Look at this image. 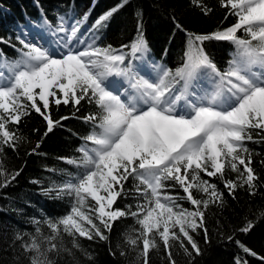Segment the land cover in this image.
I'll use <instances>...</instances> for the list:
<instances>
[{"label":"trees","instance_id":"trees-1","mask_svg":"<svg viewBox=\"0 0 264 264\" xmlns=\"http://www.w3.org/2000/svg\"><path fill=\"white\" fill-rule=\"evenodd\" d=\"M234 2L0 0V64L24 56V31L64 19L89 27L99 47L126 50L138 67L155 63L180 84L191 66L202 83L221 80L244 49L264 45L242 30ZM106 117L91 90L47 105L24 99L17 112L0 114V264H264V123L242 124L221 166L181 162L179 174L164 173L158 195L174 220L146 226L157 199L135 165L114 186L117 216L101 215L88 198L81 223H67L77 204L72 186L91 168L87 150Z\"/></svg>","mask_w":264,"mask_h":264},{"label":"rangeland","instance_id":"rangeland-1","mask_svg":"<svg viewBox=\"0 0 264 264\" xmlns=\"http://www.w3.org/2000/svg\"><path fill=\"white\" fill-rule=\"evenodd\" d=\"M234 5L242 30L264 44V0H235ZM51 27L24 31V56L7 63V70L0 64V114L17 112L24 99L47 105L51 97L75 98L78 90H91L105 105V133L87 150L91 168L72 186L77 204L66 220L70 225L85 218L88 198L98 203L101 215L117 216L111 210L114 186L135 165L157 199L146 226L174 220L158 195L164 173L179 174L181 162L201 166L210 159L221 166V156L237 144L239 127L264 123V45L244 49L236 69L221 80L202 83L191 66L180 84L155 63L138 67L126 50L99 47L90 28L75 20L61 19L59 27ZM189 100L193 106L188 107Z\"/></svg>","mask_w":264,"mask_h":264},{"label":"bare ground","instance_id":"bare-ground-1","mask_svg":"<svg viewBox=\"0 0 264 264\" xmlns=\"http://www.w3.org/2000/svg\"><path fill=\"white\" fill-rule=\"evenodd\" d=\"M53 49L56 50V49H57V46L54 45V46H53ZM254 77H257V76L254 74ZM229 83H230V84H237V83H235L233 80H229ZM237 85H238V84H237ZM238 86L241 87V85H238ZM263 93H264V90H263ZM189 101H190L189 103L187 102V103H188V104H187L188 107H189V106H193V101H192V100H189ZM184 107H185V106H183V108H180V110H184V109H185ZM186 108H187V107H186Z\"/></svg>","mask_w":264,"mask_h":264}]
</instances>
